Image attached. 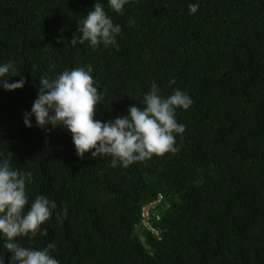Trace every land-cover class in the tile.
I'll list each match as a JSON object with an SVG mask.
<instances>
[{
	"label": "trees",
	"instance_id": "obj_1",
	"mask_svg": "<svg viewBox=\"0 0 264 264\" xmlns=\"http://www.w3.org/2000/svg\"><path fill=\"white\" fill-rule=\"evenodd\" d=\"M96 2L121 26L118 47L70 43ZM9 61L4 78L26 83L0 84V159L11 152L10 166L32 173L25 212L38 195L57 205L17 243H53L59 264H264V0H128L122 13L108 0H0V66ZM88 65L102 122L143 107L154 82L163 97L186 93L179 151L113 167L111 157L77 156L65 128L46 131L34 115L25 126L40 76ZM159 194L156 236L141 211ZM4 239L0 258L12 264Z\"/></svg>",
	"mask_w": 264,
	"mask_h": 264
},
{
	"label": "clouds",
	"instance_id": "obj_2",
	"mask_svg": "<svg viewBox=\"0 0 264 264\" xmlns=\"http://www.w3.org/2000/svg\"><path fill=\"white\" fill-rule=\"evenodd\" d=\"M109 6L117 13H122L128 0H108ZM198 4H190V13L198 10ZM121 26L114 24L104 11L101 3L96 2L93 10L78 23L72 45L88 41L93 50L101 43L107 47L116 45V36L121 33ZM118 47V45H116ZM13 62L0 66V84L8 91L22 88L26 83L21 78L9 83L7 76ZM91 65L64 70L53 79L40 76L37 98L31 112H25L24 123L32 127L30 117L35 116L36 125L46 131L61 127L67 129L73 139L77 156L84 158L86 152L93 158L111 157V166L121 164L128 167L134 162H143L153 155L162 156L168 152L176 153V135L185 131V125L176 120V109H188L192 99L179 89L163 97L154 82L148 93L143 96V107L131 105L127 115L102 122L95 119L96 106L101 104L103 93L98 91ZM175 83V80L170 81ZM3 154L0 153V156ZM12 153L0 159V234L3 235L4 248L11 252L12 264H59L49 250L55 245L49 243L42 250L26 248L17 243V237H36L41 225L51 216L57 205L46 196L38 195L25 212L28 203L26 182L32 180V173H25L10 166ZM63 216H67L66 208ZM61 214H57L60 219ZM47 233L44 229L43 234ZM4 264V257L0 258Z\"/></svg>",
	"mask_w": 264,
	"mask_h": 264
},
{
	"label": "built area",
	"instance_id": "obj_3",
	"mask_svg": "<svg viewBox=\"0 0 264 264\" xmlns=\"http://www.w3.org/2000/svg\"><path fill=\"white\" fill-rule=\"evenodd\" d=\"M163 198V194H159L156 199L144 205L141 211L142 226L154 233L156 236L160 235V231L155 226V222L160 220L157 207L163 201Z\"/></svg>",
	"mask_w": 264,
	"mask_h": 264
}]
</instances>
